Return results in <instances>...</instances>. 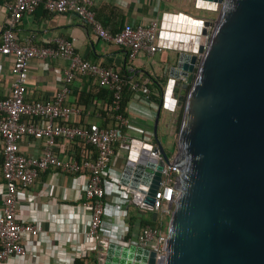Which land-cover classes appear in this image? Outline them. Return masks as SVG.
<instances>
[{"label":"water","instance_id":"obj_1","mask_svg":"<svg viewBox=\"0 0 264 264\" xmlns=\"http://www.w3.org/2000/svg\"><path fill=\"white\" fill-rule=\"evenodd\" d=\"M190 1L193 10L215 15L161 16V26L168 17L187 18L188 28L175 29L194 37L190 54L176 51L167 67V76L185 81L166 79L154 112L152 150L160 158H149L150 145L132 139L119 183L150 206L163 165L175 169L161 264H264V0ZM208 27L203 49L199 36ZM170 92L181 113L168 157L157 127L161 96ZM104 264H155V254L109 247Z\"/></svg>","mask_w":264,"mask_h":264},{"label":"built area","instance_id":"obj_2","mask_svg":"<svg viewBox=\"0 0 264 264\" xmlns=\"http://www.w3.org/2000/svg\"><path fill=\"white\" fill-rule=\"evenodd\" d=\"M38 5L47 13L76 15L84 25L89 26L91 32L99 38L108 41L127 52L129 59L140 53L149 56L164 51H177L190 54L194 34L185 33L170 26H161L159 22L150 21L146 25H132L125 23L119 31L108 34L90 10V0H4L3 7L8 16L0 28V55L11 56L13 67V81L6 97L0 98V139L2 142L1 176L3 179L4 196L0 209V264L10 257H23L26 251L23 247V236L35 238L40 228L35 223H22L16 220L17 203L20 192L32 186L39 173L54 170L70 175L82 177L81 206L88 211V221L84 236L94 239L102 230V215L104 210V189H114L124 199H129L137 209L145 212H154L161 216L168 215L166 205L170 193L172 198L176 191L172 188L176 175L170 165H163L160 170V182L153 196L152 205L144 203V194L132 191L119 183L122 164L127 154V147L132 139L142 144L150 145L148 157L158 160L159 154L153 151L151 130L138 129L136 136L127 139L126 150L122 156L121 167L117 169L114 163L118 158L115 146L123 138V129L129 128L127 117L116 113L118 110L121 92L124 87L130 97L152 107L153 112L148 118L153 121L157 106L146 102L142 94L147 93L145 86L137 83H126L118 72L111 67H104L81 60L73 50L71 41L56 39L51 46H34L20 44L13 32L14 25L25 15L31 13ZM217 8V7H216ZM209 12H214L207 10ZM210 28L206 34L199 36V44L206 47L209 40ZM189 40H186V39ZM185 48V49H183ZM199 54L196 55L197 59ZM64 58L68 61L63 71L59 88L50 99L26 100L24 98L26 86V67L31 59L46 60ZM76 75L95 79L97 86L106 88L111 93V111L115 112L110 127L99 128L95 123H70L71 118L80 116V109L65 104L68 86ZM167 76V72H166ZM175 82L183 83L184 76L172 78ZM166 81V80H165ZM140 92V93H139ZM139 94L140 97L137 95ZM160 98V97H159ZM178 106L177 95L170 92L161 96L160 110L172 113ZM22 137H31L42 143L40 154L36 157H25L17 152V142ZM57 139L78 143L81 147L90 146L76 161L73 158L58 157L53 148ZM121 158V157H120ZM109 171H112L110 174ZM165 231L155 226H144L133 242L113 243L100 236L101 251L98 262L104 264L109 247H127L133 245L155 254L163 256Z\"/></svg>","mask_w":264,"mask_h":264},{"label":"crops","instance_id":"obj_3","mask_svg":"<svg viewBox=\"0 0 264 264\" xmlns=\"http://www.w3.org/2000/svg\"><path fill=\"white\" fill-rule=\"evenodd\" d=\"M3 1L0 0V28L8 16ZM187 1L190 0H90L89 8L104 31L114 34L125 23L146 25L150 21L159 22L162 14L182 13L192 16ZM13 32L20 44L51 46L56 39L71 41L74 53L81 60L111 67L120 73L124 71L128 82L137 83L139 86H150L151 78L166 80L167 67L173 64L176 56V51H164L153 56L140 53L129 59L126 50L93 34L89 26L84 25L76 15L47 13L41 5L23 16L14 25ZM67 64L68 61L60 57L31 59L25 71L27 83L24 98L50 99L59 88ZM12 67L11 56L0 55V98L6 97L9 92L13 81ZM96 87L95 79L76 75L68 86L65 104L76 106L79 92L95 93ZM78 108L81 111L80 116L71 118L70 123L92 122L98 126L105 121L104 127L112 125L104 101L95 99L85 109ZM125 112L129 128L123 129V138L115 146L118 158L111 169L121 167L127 139L136 136L138 129L151 130L152 127V121L148 118L153 112L152 107L139 102L136 96L129 98ZM159 122L160 119L158 125ZM165 140L171 144L169 138ZM41 146L40 140L22 137L17 142V152L25 157H36L40 154ZM82 148L78 143L67 144L62 139H57L53 151L58 157L75 159L82 152ZM79 149L81 152H77ZM1 162L0 139V209L4 196ZM82 180L80 175L46 170L37 175L32 186L20 192L16 220L35 223L40 232L35 238L23 236L25 256L10 257L2 264H99L97 259L101 251L100 236L113 243L136 241L140 230L146 226L141 223L151 219V213L137 209L129 199L122 198L117 190L109 188L104 189L100 235L94 239L84 236L88 211L80 205L83 200ZM163 220L164 216L159 214L153 219L158 228L162 227Z\"/></svg>","mask_w":264,"mask_h":264},{"label":"trees","instance_id":"obj_4","mask_svg":"<svg viewBox=\"0 0 264 264\" xmlns=\"http://www.w3.org/2000/svg\"><path fill=\"white\" fill-rule=\"evenodd\" d=\"M116 71V70H115ZM118 72V71H116ZM119 75L121 76V78L126 82L128 83V80L126 78V73L123 71V72H118ZM165 82L164 79H157V80H154L151 78V85L150 86H145V88L147 89V93L146 94H142V97H145V100L146 102L154 105V106H157L158 104V101H159V97H160V92H161V89H162V86H163V83ZM129 98H130V93L129 91L127 90L126 87H124L122 89V92H121V98H120V101H119V105H118V110L116 111V113L120 114L121 116L123 117H127V114L125 112V108H126V105H127V102L129 101ZM95 99H100L102 101L105 102L107 108H108V114L111 116H113L114 114H116L115 112H112L110 107H111V93L110 91H108L106 88H103V87H99L97 86L96 87V91L95 93H90V92H79L78 95H77V98H76V107H81L83 109H85L87 107V105L90 103V102H93V100ZM161 112V110H160ZM180 113H181V108L179 109L178 111V115H177V118H176V122H175V126H176V129L178 128V125H179V121H180ZM160 117V115H159ZM112 121V124H113V120L111 119ZM105 126V121H103V123H100L98 124V127L99 128H102ZM157 137L160 139V138H166L165 135H161L160 132L158 131L157 129ZM170 150L168 149L167 151H165L166 155L168 157H170L174 151V144H170ZM90 149V146L88 145H84L82 150L86 151ZM79 150H77V152H79ZM81 152V151H80ZM82 153V152H81ZM81 153L79 154V156L75 157V160L77 161L79 158H80V155ZM142 226L144 225H147V226H155V227H158L156 226V222L155 221H152L150 218L149 219H146L144 220L142 223H141Z\"/></svg>","mask_w":264,"mask_h":264},{"label":"rangeland","instance_id":"obj_5","mask_svg":"<svg viewBox=\"0 0 264 264\" xmlns=\"http://www.w3.org/2000/svg\"><path fill=\"white\" fill-rule=\"evenodd\" d=\"M187 5H188L189 13L192 16H195V17L202 16V17H209L210 18V17H213L215 15L213 13H209V12H206V11H200V10L199 11H195V10H193L190 1H187ZM164 84H165V82L163 83V86H164ZM180 108H181L180 105L177 106V108L172 113H168L166 111H162L161 110L160 118H159L160 122H159V125L157 127V129L160 132V134L165 135L166 139L169 138L171 144H174V146H175V138H176V133H177L175 122H176V118H177L178 111H179ZM159 141H160L164 151H167L168 149L170 150V146L171 145L169 143H167L164 138H160ZM168 215H164V220H163V223H162V227H160V229L162 231H165V229H166V223H167ZM161 262H162V257H157L156 261H155V264H161Z\"/></svg>","mask_w":264,"mask_h":264},{"label":"bare ground","instance_id":"obj_6","mask_svg":"<svg viewBox=\"0 0 264 264\" xmlns=\"http://www.w3.org/2000/svg\"><path fill=\"white\" fill-rule=\"evenodd\" d=\"M197 6L200 8H204V9H210V7H212V5L210 3H205L202 1H198L197 2ZM166 20V23L168 24V26L172 25V28H176L177 29H186L188 28V19L181 16H175V17H168Z\"/></svg>","mask_w":264,"mask_h":264}]
</instances>
